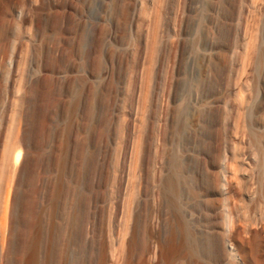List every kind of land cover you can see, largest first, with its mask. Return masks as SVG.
I'll return each mask as SVG.
<instances>
[{"label": "rangeland", "instance_id": "obj_1", "mask_svg": "<svg viewBox=\"0 0 264 264\" xmlns=\"http://www.w3.org/2000/svg\"><path fill=\"white\" fill-rule=\"evenodd\" d=\"M264 241V0H0V264H242Z\"/></svg>", "mask_w": 264, "mask_h": 264}, {"label": "bare ground", "instance_id": "obj_2", "mask_svg": "<svg viewBox=\"0 0 264 264\" xmlns=\"http://www.w3.org/2000/svg\"><path fill=\"white\" fill-rule=\"evenodd\" d=\"M222 227V232L229 243V257L242 264H264V241L260 232H254L252 238L247 240L241 230H231L228 225Z\"/></svg>", "mask_w": 264, "mask_h": 264}]
</instances>
